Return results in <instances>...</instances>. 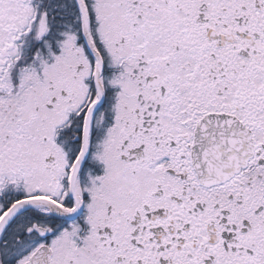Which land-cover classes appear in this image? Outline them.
<instances>
[{
	"label": "snow or ice",
	"instance_id": "1",
	"mask_svg": "<svg viewBox=\"0 0 264 264\" xmlns=\"http://www.w3.org/2000/svg\"><path fill=\"white\" fill-rule=\"evenodd\" d=\"M0 264H264V0H0Z\"/></svg>",
	"mask_w": 264,
	"mask_h": 264
}]
</instances>
